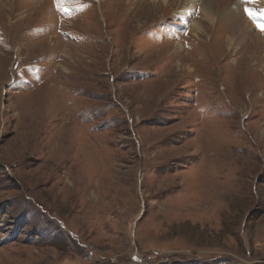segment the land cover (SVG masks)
I'll list each match as a JSON object with an SVG mask.
<instances>
[{
    "label": "rangeland",
    "instance_id": "rangeland-1",
    "mask_svg": "<svg viewBox=\"0 0 264 264\" xmlns=\"http://www.w3.org/2000/svg\"><path fill=\"white\" fill-rule=\"evenodd\" d=\"M236 1L237 45L194 31L206 0L0 5V264H264V16Z\"/></svg>",
    "mask_w": 264,
    "mask_h": 264
},
{
    "label": "bare ground",
    "instance_id": "bare-ground-1",
    "mask_svg": "<svg viewBox=\"0 0 264 264\" xmlns=\"http://www.w3.org/2000/svg\"><path fill=\"white\" fill-rule=\"evenodd\" d=\"M13 1L14 0H3L2 3H0V5L7 6L10 3H13ZM155 1H159V0H155ZM160 1L162 2V4L163 3L165 4L167 0H160ZM187 1L192 3L194 0H187ZM206 1L207 2H204L205 7L203 9V13L201 12L203 14L205 26H203L201 23L198 22L193 23L192 26L194 31L198 33L199 37L209 36L207 32L208 31L207 25L209 28H211L210 30L215 31L217 25L222 23L223 27L226 26L228 28L226 32L224 31V34L222 35L223 37L226 36L225 41L227 42V44H235V45L244 44V41L246 40V38L250 36L251 33L249 32V27L247 23L249 19L248 15L246 16L247 17L246 18L245 15L242 13V10L240 9L241 8L240 1L239 2L236 0H206ZM251 1L252 3H256L262 10H264V0L261 1L251 0ZM250 29H252V27ZM254 32L255 35L253 37L254 39L252 43L256 47L259 44V40H260L259 36L261 34L264 35V31H254ZM251 57L253 56L251 55Z\"/></svg>",
    "mask_w": 264,
    "mask_h": 264
},
{
    "label": "snow or ice",
    "instance_id": "snow-or-ice-1",
    "mask_svg": "<svg viewBox=\"0 0 264 264\" xmlns=\"http://www.w3.org/2000/svg\"><path fill=\"white\" fill-rule=\"evenodd\" d=\"M247 2V0H246ZM245 13L249 16V17H252L253 13H252V10L250 8H245ZM260 15L261 16H264V10H262L260 12ZM257 27L261 30V31H264V24H258Z\"/></svg>",
    "mask_w": 264,
    "mask_h": 264
}]
</instances>
